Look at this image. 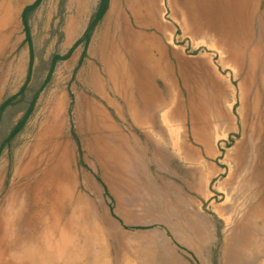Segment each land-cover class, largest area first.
Masks as SVG:
<instances>
[{"label": "rangeland", "instance_id": "374dc122", "mask_svg": "<svg viewBox=\"0 0 264 264\" xmlns=\"http://www.w3.org/2000/svg\"><path fill=\"white\" fill-rule=\"evenodd\" d=\"M33 1L0 0V103L15 94L26 79L29 44L22 11ZM97 1L42 0L29 15L34 49L29 88L20 105L14 103L15 107L4 112L0 142L22 116L33 91L45 80L51 55L66 53L82 35ZM111 1L82 61H78L83 50L80 43L56 63L21 132L2 149L0 206L23 150L57 100L62 99V138L70 148L73 184L65 216L81 214L79 224L84 233L79 264H88L85 239L93 241L95 249L104 250L102 256L106 255L108 264H231L227 257H237L229 245L233 231L252 203L264 196V181L259 178L260 173L264 177V0H242L244 12L252 13L246 24L249 36L242 47L244 52L238 51L237 28L230 27V19L236 14L225 4L227 0L207 1L214 19L202 17L195 23L183 0H155L149 11L144 8L146 0H117L132 31L154 35L157 41L146 49L155 57L162 52L160 62L169 67L163 76L144 65L127 67L130 69L124 72L137 76V82L147 80L145 83L157 87L162 97L173 83L175 99L154 107L144 104L136 91L137 82L130 86L126 79L111 78L113 70L117 74L111 48L118 41L116 16L110 15ZM132 3L140 5L138 16ZM255 41L257 45L252 44ZM94 76L99 86L94 84ZM216 97L222 105L221 115L215 110ZM178 98L185 102L192 98L200 113L191 118L188 109L183 118L171 116L169 125L168 113ZM105 145L111 147L113 155L97 153ZM252 224L249 228L255 240H250L248 246L237 240V246L253 254L238 257L248 256V264H260L264 247L257 249L264 244V223L257 220ZM149 225L153 226L134 228Z\"/></svg>", "mask_w": 264, "mask_h": 264}, {"label": "bare ground", "instance_id": "6f19581e", "mask_svg": "<svg viewBox=\"0 0 264 264\" xmlns=\"http://www.w3.org/2000/svg\"><path fill=\"white\" fill-rule=\"evenodd\" d=\"M207 1H209V0H183V6L186 7V10L189 12L190 17L194 23L199 21L200 18L202 19V17L205 19H208V20L214 19L213 18L214 14H212L213 11H211V10H213V8L210 10V4ZM231 1L232 0H227L225 4L227 5V7L229 6L231 8L230 9L231 11H234L236 16H235V19H233V20L229 18L230 22L229 21L228 22L230 23V27H231V25H235V27L237 28L236 29L237 33L235 34V37L238 39L237 40L238 51H243L242 47L245 46V44H247V42L245 40L249 36L247 33V28H248L247 26L248 25H246V24H247V22L249 23L251 21L252 13L248 12L246 14L244 12V10L242 8V7H244V3H243L244 1H242V0L232 1V2ZM155 2H156L155 0H146L145 4H144L145 11L151 10V7L155 4ZM139 7H140V5L138 3H132V10L135 13V15L138 14ZM126 12H127V10H126ZM112 14L116 16V24L115 25H116V30L118 33V38H117L118 41L111 48V54H112L113 62L116 66L115 70L117 71V74L114 73V70H113V72H111V78H113L115 81L119 80V79H126L128 85L133 86L136 84L138 77L137 76L135 77L130 72L126 73V74L124 72L126 69H130L127 67L133 66V68L136 69V67L138 65H144V66L149 67L150 70H148V71L153 70L154 74H157V76L158 75L159 76L160 75L161 76L167 75V71H168L169 67L168 66L163 67V65L160 62L161 60H163V53L160 52L159 57H155L156 55H153L152 52H148L146 49L153 41H157V39L154 37V35L152 36L151 35L152 33L144 35L145 33L142 34V33L132 31L131 28L128 26L124 15L121 12V8H120V5H119L117 0L111 1L110 15H112ZM221 14H223V13H221ZM208 15H210L209 18H208ZM255 18H256V14H255ZM138 20H140V19H138ZM256 21H259V20H256ZM143 23H147V22H143ZM133 27H134V25H133ZM262 27H264V26H262ZM148 31H149V29H148ZM148 31H146V32H148ZM250 41H252V40L250 39ZM250 41H248V42H250ZM255 42H252V44L254 43L257 45V42L256 43ZM262 42H263V40H262ZM158 46H159V43H158ZM258 47H260V46H258ZM161 49L162 48H160V51H162ZM170 51H171V49H170ZM240 56H241V54H240ZM127 57H129L128 61H126ZM103 59L107 60L104 55H103ZM166 59H168V58H166ZM234 59L236 61H238L237 58L234 57ZM188 60L189 59H187L186 61H188ZM78 61H76V62H78ZM183 63H185V62L183 61ZM256 63H258V62H256ZM188 64H189V62H188ZM107 65L110 66V62H108ZM75 68H77V67H75ZM247 68H250V67H247ZM146 70H147V68H146ZM177 74H179V73H177ZM214 74H215V72H214ZM243 74H244V72H243ZM243 79H244V77H243ZM93 81H94V84L96 82L97 85L99 86L100 83L96 79L95 76H94ZM145 81H147V80H145ZM145 81H143V83H142V81L137 82V88L138 89L136 91L140 94V96H142L144 98L143 100H144V104L146 106H148V107L153 106L154 107V106H157L158 103L159 104L160 103H163V104L167 103L168 99H175V98H173V83L172 82L169 83L170 85L167 87V92L162 93L163 94V97H162L161 93L159 92L160 90L158 91L156 89L157 87L155 88V87L151 86L150 84L145 83ZM218 88L221 91V88L219 86H218ZM219 95H221V93H219ZM182 99H183V97H182ZM223 101H225V100H223ZM62 102H63L62 99L57 100L52 112L45 117L46 118L45 121L43 123H41L39 129L35 133L32 142L30 144H28L25 147V149L23 150L22 157L20 158V160L18 159L19 162H18V164L15 168V171H14V180L11 184L9 183L10 185H9L8 190H7L6 196H5L3 202L0 206V264H55V263L70 264L71 262H76L77 264L81 263V260H82L81 257H83L80 254V246L82 243L80 240L82 238L81 237L82 236V234H81L82 228L79 224V220L81 218V216H80L81 214L79 212L78 214H80V215L77 217L65 216V211H66V208L68 206V202L71 200V197H72L73 184H72V174L70 173V170H69L70 148H69L68 142L64 138H62V136H63L62 135V133H63L62 132L63 131L62 130L63 117L61 114V111L63 108ZM218 102H219V100L216 97L215 110L218 111L219 115H221L222 105H219ZM175 103H176V105H175ZM175 103L168 113L170 115L168 117V119H169L168 123H170L169 125H171V123H172L170 120L171 116L173 117V115H175V116L177 115V117L183 118V116L185 115V112L188 109H189V112H190L189 114L191 115V118H194L195 115H199V113H200L199 105L196 104L192 98H189L188 102L181 101V99L178 98V99H176ZM209 105H210V103H209ZM197 118H199V117H197ZM138 119H140V118H138ZM263 122H264V120H263ZM241 123H242V121H241ZM190 126H191V124H190ZM258 133H260V132H258ZM250 135L252 136V134H250ZM176 145H178V144L176 143ZM203 147H204V145H203ZM162 151H163V149H162ZM170 151H172V150H170ZM97 153L100 155H106L107 157L111 154L113 155V151L111 150V147L109 145H105L104 147H100L99 151H97ZM13 158H15V157H13ZM252 169H251V171H252ZM236 173H238V172H236ZM255 174H256V172H255ZM259 175H260V177H259L260 181L261 182L264 181V177H263L262 173H260ZM248 177H250V176H248ZM254 178H256V177H254ZM152 183H153V181H152ZM82 198H84V197H82ZM87 200H88V198H87ZM84 207H85V205H84ZM166 207H167V203H166ZM88 217L89 216H87V218ZM237 220H239V219H237ZM257 220H261L264 223V196L262 199L260 198L259 201H255L252 203V205L250 206L246 215L243 218H241L240 222L237 224L235 232L233 231L234 235L230 239L229 245L231 246V250H232V248H234L233 251L236 253L237 257H227L231 261V264H248L246 262V259L248 256L247 257H238V256L246 255L247 253L248 254H253V253L246 252L247 251L246 247L244 248V250L241 251L237 246V240L240 241L241 243H243V246H248V243H250V240H255V236H253L254 231L249 227L252 223H255ZM88 221H90V220L88 219ZM195 227H197V226H195ZM199 227L201 228V226H199ZM82 233H84V231ZM111 235H112V233H111ZM231 235H229V236H231ZM90 236H91V234H90ZM94 239L97 240V242H100L98 237L97 238L94 237ZM215 240H216V238H215ZM84 242L86 243V256L87 257L86 256L85 257H86V261L88 262V264H108L106 255H105V257H103L104 256L103 255L104 250H102L101 248L99 250L95 249L93 247V245H95V243H92L93 241H88L85 239ZM73 244L76 245V248H74ZM101 244H102V242H101ZM263 247H264V244H263V246H260V247L258 246L257 251H259L260 248H263ZM225 249H227V248H225ZM251 251H252V249H251ZM73 254H75V257H71ZM139 255H141V254H139ZM151 260L153 261V259H151ZM166 260H168V259L166 258ZM218 261H219V258H218ZM157 263L159 264V262H157ZM260 264H264V260L262 262H260Z\"/></svg>", "mask_w": 264, "mask_h": 264}, {"label": "trees", "instance_id": "16d2710c", "mask_svg": "<svg viewBox=\"0 0 264 264\" xmlns=\"http://www.w3.org/2000/svg\"><path fill=\"white\" fill-rule=\"evenodd\" d=\"M41 1L42 0H34L32 3L26 5L23 8L22 19H23L24 30H25V40L29 44V64H28V68H27L26 79H25L24 83L21 85L20 89L15 94H12V95L6 97L0 103V124L2 123L4 112H6L7 109L14 106L15 104L20 105L21 101L23 99H25L26 90L29 88L28 83H29L30 76H31V63H32L33 56H34V49H33L32 44H31V34H30V25L28 23V17L32 12H34V10H36V8L39 6ZM108 5H109V0H98L96 7H95V10L90 15V18L88 20V23H87L86 28L83 31L82 35L74 42V44L67 50L66 53H64V54L53 53L51 55L48 73L46 75L45 80L33 91V94L31 95V98L28 100L27 105L23 106L22 116L19 118V120L16 123H14L12 126H10L7 134L4 136V138L1 139L0 153H1L2 149L6 145H9L11 143L12 139L21 132L25 122L31 116L33 109H34V104L36 102V99H37L40 91L44 87V85L49 80L56 63L59 60L67 58L69 56V54L71 53V51L73 50V48L80 43L83 44V50L81 52L79 63L82 61L83 57L86 55V48H87V44L91 38V35L93 34L97 24L99 23V20H101L105 11L107 10ZM19 107H21V106L14 108L13 114L18 111ZM151 226H153V225L134 226V228L151 227ZM216 264H218V263L216 262Z\"/></svg>", "mask_w": 264, "mask_h": 264}, {"label": "crops", "instance_id": "0c3cea01", "mask_svg": "<svg viewBox=\"0 0 264 264\" xmlns=\"http://www.w3.org/2000/svg\"><path fill=\"white\" fill-rule=\"evenodd\" d=\"M167 233H169L168 231H166Z\"/></svg>", "mask_w": 264, "mask_h": 264}]
</instances>
